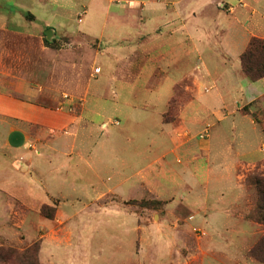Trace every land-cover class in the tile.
<instances>
[{
	"label": "rangeland",
	"instance_id": "rangeland-1",
	"mask_svg": "<svg viewBox=\"0 0 264 264\" xmlns=\"http://www.w3.org/2000/svg\"><path fill=\"white\" fill-rule=\"evenodd\" d=\"M44 1L0 0V93L37 110L0 116V249L36 244L38 264H264L246 186L264 172V101L245 102L240 67L264 38V0ZM223 104L235 113L211 128ZM65 141L85 160L38 180L39 144ZM110 190L131 200L87 207Z\"/></svg>",
	"mask_w": 264,
	"mask_h": 264
},
{
	"label": "crops",
	"instance_id": "crops-1",
	"mask_svg": "<svg viewBox=\"0 0 264 264\" xmlns=\"http://www.w3.org/2000/svg\"><path fill=\"white\" fill-rule=\"evenodd\" d=\"M39 1L42 2V0H39ZM46 2H47V0H45L43 3H46ZM33 17H34V20L37 19L36 16L33 15ZM237 24L242 25V23H239V22ZM0 29H2V28H0ZM3 30H6V29H3ZM252 35L258 36L256 33H252ZM228 44H229V46H227V47L231 48L232 47L231 43H228ZM251 83H252L251 84L252 86H251L250 91H248L246 93H245V91H242L243 96L245 98V102L247 104H250V103H253L254 101H256L258 99L264 101V85L259 84V83H264V78L259 80V81L251 82ZM260 87H262V88H260ZM211 102L213 103V101H211ZM13 103H15L14 104L15 106H13ZM184 108L185 107H183L182 109H184ZM212 108L214 109L213 115L218 116V117H216L215 123L209 125L211 128L222 125L224 123H229L232 115L235 113V111H234V113H232V114L231 113L227 114L226 111L228 110V107L225 106V104H223V107H221L220 109H217V105L212 106ZM27 110L28 111H34V112L30 113ZM36 111H37L36 107H34L33 105H31L29 103H25L23 101L11 99L8 96H6L4 93H0V116H2V117H4V116L5 117L6 116H18L19 117V116H23L26 114L34 115ZM243 117L250 119L249 116H243ZM196 122L197 121L194 120V122H191V123L196 124ZM250 122L254 126L253 130H255L256 129L255 126L257 125V123H255V121L251 120V119H250ZM233 127H235L234 124H233ZM182 129H186L184 124H182V126H181V129H180L181 132H183ZM181 137H180V145L182 143H184L183 142L184 138H181ZM3 140H4V144L2 147L8 148L9 139L7 138V135L5 136V139H3ZM178 141H179L178 138H174L171 141L172 146L175 147V149H173V147H172L171 151H172V153H174L177 156L178 164H180L181 161H179V158L181 155V151H180V147H177V144L179 143ZM60 148H63L64 152L63 151L58 152L57 150H60ZM38 156H40V158H38V159L34 158L33 159V168H34V171L36 172L34 174L38 176V180H45V177L51 176V173H54V171H56V168L58 169V171L59 170L61 171L63 167H66L65 169H66L67 173H69V171L71 173H74L75 169H77L78 167H77V162L72 163V161L70 160L69 157H71V156H76V158L79 159V162H82L85 160L83 153L79 150H76V147L71 142L69 143V141H67V142L65 141L64 143H58V144L52 143V142H50L47 145L46 144H39ZM56 161H58L57 164H54V162H56ZM177 171L172 168V165L168 164L167 173L169 175V178L167 177V179L170 183L176 184V185L180 184V170H179V172H177ZM184 172H185V170H184ZM129 180H130V177L123 179V182L125 183ZM110 195H116L118 198H121V200L123 202H128L131 200V199H123L121 197L123 195L119 194V192L115 193L113 190H110L107 193H102V194L98 195L96 197V199L91 200L90 204L87 205V207H92V205H97L98 201L104 200L105 198L109 197ZM50 199L52 200V203L54 204L55 201H53V200L55 199V197H50ZM43 205H50V204L45 203ZM117 205H119V204H117ZM121 205L125 206V204H123V203ZM108 206H110V205H108ZM63 208H64L63 204L58 206V209H60V211H63ZM105 208L106 207L104 206L103 208H99V209L102 210ZM75 216L76 215H72L71 218L75 217Z\"/></svg>",
	"mask_w": 264,
	"mask_h": 264
},
{
	"label": "trees",
	"instance_id": "trees-1",
	"mask_svg": "<svg viewBox=\"0 0 264 264\" xmlns=\"http://www.w3.org/2000/svg\"><path fill=\"white\" fill-rule=\"evenodd\" d=\"M241 69L248 79L252 82L264 78V39L252 38L245 52L241 55ZM246 186L250 190L254 200V207L250 214L251 218L264 226V172L253 173L247 178ZM44 212V209H42ZM39 248L35 244L23 254L15 252L11 248L0 249V261L2 263L26 262L27 264H38L37 252ZM251 256L264 263V235L250 252Z\"/></svg>",
	"mask_w": 264,
	"mask_h": 264
}]
</instances>
